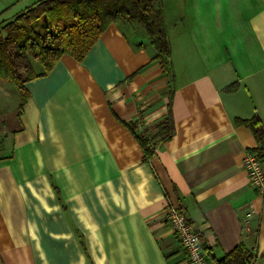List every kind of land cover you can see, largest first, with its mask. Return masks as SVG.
Returning <instances> with one entry per match:
<instances>
[{"label": "crops", "instance_id": "crops-1", "mask_svg": "<svg viewBox=\"0 0 264 264\" xmlns=\"http://www.w3.org/2000/svg\"><path fill=\"white\" fill-rule=\"evenodd\" d=\"M38 1L0 0V16ZM162 10L167 70L147 35L120 22L82 61L63 55L26 83L0 150V264H188L169 206L213 262L243 244L264 264V196L242 165L258 144L235 123L256 115L264 126V0ZM167 116L173 134L146 158L136 135Z\"/></svg>", "mask_w": 264, "mask_h": 264}, {"label": "trees", "instance_id": "trees-1", "mask_svg": "<svg viewBox=\"0 0 264 264\" xmlns=\"http://www.w3.org/2000/svg\"><path fill=\"white\" fill-rule=\"evenodd\" d=\"M120 22L132 24L147 35L155 50L153 60L167 70L170 47L162 0H40L0 22V81L12 83L17 91V113H21L28 95L26 83L47 74L63 55L82 61L107 27ZM33 63L42 71L37 73ZM257 117L236 119L235 123L251 129L258 144L254 153L264 160V126ZM172 134V119L167 116L151 137H136L147 158ZM245 248L238 244L213 264H252L255 256Z\"/></svg>", "mask_w": 264, "mask_h": 264}, {"label": "built area", "instance_id": "built-area-1", "mask_svg": "<svg viewBox=\"0 0 264 264\" xmlns=\"http://www.w3.org/2000/svg\"><path fill=\"white\" fill-rule=\"evenodd\" d=\"M243 168L247 172L249 184L260 196H264V160L255 153H248L243 157ZM252 210L245 213L244 222L251 217ZM164 219L170 231L177 237L184 251L188 264H213L206 252L196 230L187 222L184 214L175 206H169Z\"/></svg>", "mask_w": 264, "mask_h": 264}, {"label": "rangeland", "instance_id": "rangeland-1", "mask_svg": "<svg viewBox=\"0 0 264 264\" xmlns=\"http://www.w3.org/2000/svg\"><path fill=\"white\" fill-rule=\"evenodd\" d=\"M19 7H14L0 16V22L12 19ZM20 101L18 93L10 82L0 81V150L7 148L10 144L9 137L17 127L16 106ZM8 137L7 141L5 137Z\"/></svg>", "mask_w": 264, "mask_h": 264}]
</instances>
